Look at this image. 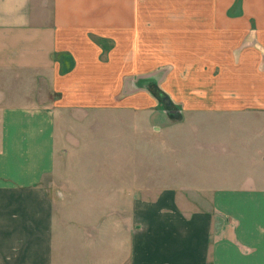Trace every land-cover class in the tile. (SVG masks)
<instances>
[{
    "label": "crops",
    "instance_id": "crops-1",
    "mask_svg": "<svg viewBox=\"0 0 264 264\" xmlns=\"http://www.w3.org/2000/svg\"><path fill=\"white\" fill-rule=\"evenodd\" d=\"M141 1L0 0V264H264V0ZM140 34L194 38L191 92L154 109L190 112L191 171L148 198L76 168L122 163L83 118L157 106L167 61L137 93L119 43Z\"/></svg>",
    "mask_w": 264,
    "mask_h": 264
},
{
    "label": "rangeland",
    "instance_id": "rangeland-1",
    "mask_svg": "<svg viewBox=\"0 0 264 264\" xmlns=\"http://www.w3.org/2000/svg\"><path fill=\"white\" fill-rule=\"evenodd\" d=\"M141 2L142 9H147L148 0H142ZM139 23L141 28L147 27L146 29H148V21H141ZM120 39L121 41L119 43H122V47L126 46L125 51L129 47L130 42L135 48V52L129 53L127 56H129L136 71L137 93H145L146 91L143 87H146L148 90V79L153 78H148V72L152 71L151 67H154V69L159 68L164 61H167L170 68L169 73L163 84H158L159 90H162L164 93L162 91V93H157L159 97L156 103L157 106L148 99V111L136 110L135 115H129L127 114L128 112L124 113L122 111L104 114L94 113L83 118V123H85L86 119H89L88 124L91 126H105L104 134H99L101 140L104 139V157L105 159H109L120 156L122 163L119 166H98V171H86V166H76V168L80 169L83 167L81 173L83 174L84 171V175L90 174L89 176H100L102 174L111 177L117 169H119L120 172H116L118 173L116 175L122 174L128 176V173L135 174L138 195L141 196V194H143L145 196H143L144 198H148V185H152L153 189H159L161 180L156 177H159L161 173L187 174L191 171L193 138L190 112L179 108L172 109L173 115L179 116L180 119L174 124L169 123L166 125L159 122V120H161L160 116L156 118L154 113L155 110L156 112H160L163 108V98L165 96H171L173 100L171 103L177 105L179 103L177 98L182 97L183 93L186 95L191 92L192 67L191 64H189L190 60H183L184 58H192L191 49L194 38H150L148 35L141 36L140 34L137 38L121 37ZM148 48H153V53L150 58L148 57ZM127 56L124 58L125 60L121 62V71L128 66L126 63V61H128ZM153 74H155V72ZM157 74H159V71L156 72V75ZM178 76L185 84H179ZM154 92L156 93V91ZM143 103L144 101L140 99L136 100L138 107ZM129 110L131 113L134 112L133 109ZM181 116L183 118H181ZM77 120L79 119L77 118ZM157 124L162 126V129L160 128L159 131L152 129V126H158ZM108 126H113L115 129L111 131L112 128ZM109 130L110 132L107 133ZM85 134L86 133H83L82 135ZM88 135H92V133L90 132ZM114 144L119 146L118 149H115V155L112 154L114 150L112 146ZM89 167L95 168V166ZM75 170L76 169L72 172L73 174L79 173V171ZM149 176L153 177L152 181H148ZM106 177L107 176H105V178ZM99 201H103L106 205L110 204L106 196L99 197Z\"/></svg>",
    "mask_w": 264,
    "mask_h": 264
},
{
    "label": "water",
    "instance_id": "water-1",
    "mask_svg": "<svg viewBox=\"0 0 264 264\" xmlns=\"http://www.w3.org/2000/svg\"><path fill=\"white\" fill-rule=\"evenodd\" d=\"M163 102L164 103H167L168 102V98L167 97H164Z\"/></svg>",
    "mask_w": 264,
    "mask_h": 264
}]
</instances>
